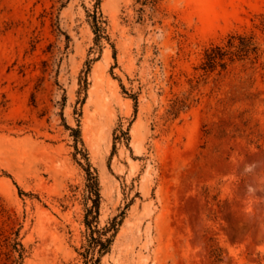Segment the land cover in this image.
Instances as JSON below:
<instances>
[{"label": "rangeland", "instance_id": "rangeland-1", "mask_svg": "<svg viewBox=\"0 0 264 264\" xmlns=\"http://www.w3.org/2000/svg\"><path fill=\"white\" fill-rule=\"evenodd\" d=\"M87 171L98 264H264V0H0V264H85Z\"/></svg>", "mask_w": 264, "mask_h": 264}, {"label": "trees", "instance_id": "trees-1", "mask_svg": "<svg viewBox=\"0 0 264 264\" xmlns=\"http://www.w3.org/2000/svg\"><path fill=\"white\" fill-rule=\"evenodd\" d=\"M230 48L235 47L232 43V39L230 42ZM249 45L243 46V49L248 48ZM242 52V51H241ZM232 52H228L224 50L220 46H216L211 48L206 52V63L205 69L213 70L217 66L225 67L224 60L230 55ZM88 175V189L90 193L91 200L93 201V207L89 210L87 216V226L90 230L88 246L86 252L83 254L85 257V264H98L100 263V259L102 256L109 253L113 237L115 233H117L118 225L113 222L110 227H105L103 229H99L97 226L93 225L92 220H89V217L93 216L94 219H97V215L99 214L100 207V190H99V182L98 178L94 176L90 171H87ZM96 214V216H94ZM113 232V234L109 237V234Z\"/></svg>", "mask_w": 264, "mask_h": 264}]
</instances>
